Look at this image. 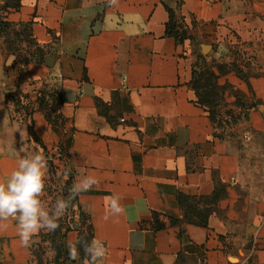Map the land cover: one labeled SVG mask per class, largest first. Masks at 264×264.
<instances>
[{"label": "crops", "instance_id": "obj_1", "mask_svg": "<svg viewBox=\"0 0 264 264\" xmlns=\"http://www.w3.org/2000/svg\"><path fill=\"white\" fill-rule=\"evenodd\" d=\"M170 10L179 39L168 34ZM1 16L15 31L28 25L37 45L20 44L34 53L25 69L0 38V182L24 156L62 145L64 181H98L77 197L87 226L65 236L78 260L56 262L42 230L22 247L9 219L2 264H83L88 228L106 249L97 264H264V0H19ZM204 46L217 55L246 46L256 57L253 76L225 75L245 99L232 97L241 118L227 132L194 83ZM17 93L30 95L33 112L14 124L6 117ZM112 196L120 215L109 214ZM154 214L165 229L155 230Z\"/></svg>", "mask_w": 264, "mask_h": 264}, {"label": "clouds", "instance_id": "obj_2", "mask_svg": "<svg viewBox=\"0 0 264 264\" xmlns=\"http://www.w3.org/2000/svg\"><path fill=\"white\" fill-rule=\"evenodd\" d=\"M108 3L115 5L117 0H108ZM46 170L47 160L41 153L26 155L19 159L17 167L11 171L7 180L0 182V229L6 227L4 222L9 219L15 221L22 247H30L33 236L41 230L55 232L60 227L58 221L65 216L72 201L98 183L93 176H83L71 186L67 198H59L48 207L41 199L45 190ZM68 175L64 174L66 180ZM106 200L110 215L123 213L119 197H106ZM107 218L108 216L105 217ZM81 243L85 254L83 264H97L105 256L103 242L93 239L91 242ZM68 256L70 260L80 258L75 244L69 246Z\"/></svg>", "mask_w": 264, "mask_h": 264}, {"label": "rangeland", "instance_id": "obj_3", "mask_svg": "<svg viewBox=\"0 0 264 264\" xmlns=\"http://www.w3.org/2000/svg\"><path fill=\"white\" fill-rule=\"evenodd\" d=\"M257 1V0H256ZM6 48V46H5ZM214 48H209L206 53H198V56L194 60V68H193V76L194 81L196 82L197 87L200 90V94L205 97L202 101L210 106H217V111L219 114L217 125L219 129H223V132L229 131L231 128V124H235V118H241L240 115H236L235 111L230 108L231 99L234 97L236 101H233L234 105L244 106L245 99L240 94H236V91L233 89V86L225 83V75L230 73L233 70H236L240 77L247 78L249 76L254 75V71L256 68L253 63L256 57L254 56V52L250 50L248 47L244 46L235 50L230 49L220 55H217L213 52ZM18 67V66H16ZM9 106L11 108L10 118H8L7 122L11 123H19L22 122L21 118H28L27 113L32 111L33 106L29 105L25 108L24 105H21L20 94L10 95ZM46 100L44 97L42 101ZM39 100L37 104H39ZM36 103V102H35ZM33 112V111H32ZM243 114V113H241ZM52 115V113H50ZM55 118L54 115L51 116ZM12 119V120H11ZM233 119V120H232ZM2 121V120H1ZM9 123V124H10ZM2 124V123H1ZM2 124L0 129H4ZM63 145L58 147V151L51 150L45 154L47 160V167L49 176L46 179L47 184V192L52 195L50 198V202L52 205L59 198H62L64 194V174L65 170L64 165L61 163V160L64 159V149ZM61 154L63 158L58 159L57 155ZM56 167L58 171L55 175L54 179L51 176L52 172L49 170L50 167ZM49 202V200H47ZM51 205V206H52ZM76 211L68 210L63 218H61L58 222L70 224V222L76 223L79 221ZM83 226H87V220L83 222ZM46 252H40L39 255H45ZM2 264V262H0Z\"/></svg>", "mask_w": 264, "mask_h": 264}, {"label": "trees", "instance_id": "obj_4", "mask_svg": "<svg viewBox=\"0 0 264 264\" xmlns=\"http://www.w3.org/2000/svg\"><path fill=\"white\" fill-rule=\"evenodd\" d=\"M11 3H5V5L1 6L0 5V38H4V44L6 46V49L8 52L12 53L13 55L16 56L15 59V65L17 66H23L25 69L28 67V65L35 60L34 58V53H30L26 52L23 53L22 52V47L20 46V44L26 42L29 46H36L37 44L35 43L33 37H32V33L30 31V27L28 25H25L20 31H15L14 27L12 24H10L9 22H5L2 19L1 13L4 11H7L8 8H18L19 7V0H8V2ZM176 24L174 22V15L173 12L170 10V23L168 24V34L169 35H173L176 37V39L178 38V33L175 32L176 30ZM11 36L14 37L13 40H11ZM19 43H16V42ZM23 69V68H22ZM22 72V70H21ZM196 89L199 90V88L196 85V82L194 81ZM26 98H29L30 95L29 94H25ZM201 100H203L205 97H203L202 94H200ZM41 97L38 96V100ZM203 103V101H200ZM206 104V102H205ZM210 106V105H209ZM52 174L51 176L55 177V175L57 174V170L56 167L53 165V167H50L49 169ZM47 184V182L45 181V185ZM72 182L71 179L69 181L64 182V194L62 195V198H67L69 195V189L72 186ZM47 187L45 186V190H44V195L41 197L42 201L45 203L46 206L51 207L52 202H50V198L52 197L51 194H49L47 192ZM49 200V202L47 201ZM180 204H183V201H181L180 199ZM75 207L77 209H75ZM68 210H74L76 211V214H78V219L79 221L76 222H70V224H65V223H59L60 227L55 231V232H47L44 231V238L48 241H50L52 248L55 251V261H59V259L61 258H68V254L66 251V243H65V236L67 234V232H69L70 230L80 227V232L82 230L83 227V222L85 220L88 221V217L81 211V208L79 205H77V198L75 200L72 201V206L68 209ZM153 227L155 228V230H163L166 228V223L163 222L161 220V217L158 214H154L153 216ZM169 224L171 226H175V225H180L182 224V222L180 220H174V219H169ZM92 239V233L91 230L88 228L86 232L80 233V248H83V244L81 243L83 242H91ZM82 252V251H81Z\"/></svg>", "mask_w": 264, "mask_h": 264}, {"label": "built area", "instance_id": "obj_5", "mask_svg": "<svg viewBox=\"0 0 264 264\" xmlns=\"http://www.w3.org/2000/svg\"><path fill=\"white\" fill-rule=\"evenodd\" d=\"M19 98H20V101H21V105H24L25 108L28 105H29V107L31 106L32 101H31L30 97L29 98H26L25 94H22L21 96H19ZM57 158L58 159H61V158H63V156L61 154H58L57 155Z\"/></svg>", "mask_w": 264, "mask_h": 264}, {"label": "water", "instance_id": "obj_6", "mask_svg": "<svg viewBox=\"0 0 264 264\" xmlns=\"http://www.w3.org/2000/svg\"><path fill=\"white\" fill-rule=\"evenodd\" d=\"M205 48H208V50H209L210 47L209 46H204L203 47V53H206ZM46 64L49 65V66H52V64H50L49 60L46 61Z\"/></svg>", "mask_w": 264, "mask_h": 264}, {"label": "bare ground", "instance_id": "obj_7", "mask_svg": "<svg viewBox=\"0 0 264 264\" xmlns=\"http://www.w3.org/2000/svg\"><path fill=\"white\" fill-rule=\"evenodd\" d=\"M208 48H205V51L207 52Z\"/></svg>", "mask_w": 264, "mask_h": 264}]
</instances>
